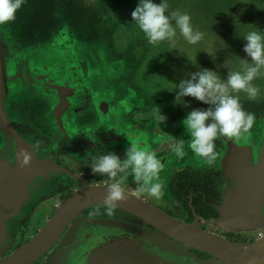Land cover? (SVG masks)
Returning <instances> with one entry per match:
<instances>
[{"label":"flooded vegetation","instance_id":"obj_1","mask_svg":"<svg viewBox=\"0 0 264 264\" xmlns=\"http://www.w3.org/2000/svg\"><path fill=\"white\" fill-rule=\"evenodd\" d=\"M39 2L66 22L64 40L73 52L78 51L80 61L68 66L62 82L48 80L49 89L37 91L12 84L5 102L0 98V259L38 237L74 195L107 190L111 181L91 172V158L115 153L124 159L131 144L156 152L164 164L160 175L165 195L156 200L138 193L129 176L124 185L129 198L220 240L253 244L262 239L264 225L248 230L222 226L220 209L227 174L217 161L208 167L191 159L193 154L187 149L190 136L183 124L193 109L209 105L193 97L176 103L175 97L178 83L190 78L192 72L208 69L226 82L230 72L243 70L244 60L251 62L243 51L244 36L253 30L264 32V0L169 2L166 15L176 10L186 13L193 29L204 33L202 41L191 45L178 29L175 46L168 41L150 44L127 15L124 0ZM91 60L98 65H90ZM253 84L259 89L254 99L243 92L238 95L243 108L259 123L264 120V76ZM160 113L166 117L161 124L155 119ZM178 139L186 142L188 155L183 159L170 151V144ZM37 141L39 148L33 150ZM23 151L32 156L30 166H20ZM101 205H90L78 213L49 252L34 264L48 263L77 218L114 222L112 217L122 211L117 208L111 217L89 215ZM122 221L127 228L139 224L157 231L131 214ZM88 239L87 245L90 237H84V241ZM191 251L203 261L214 259L199 248Z\"/></svg>","mask_w":264,"mask_h":264},{"label":"water","instance_id":"obj_2","mask_svg":"<svg viewBox=\"0 0 264 264\" xmlns=\"http://www.w3.org/2000/svg\"><path fill=\"white\" fill-rule=\"evenodd\" d=\"M3 96L1 89L0 98ZM219 142L224 146L219 164L228 178L220 209L222 226L240 230L263 226L264 120L254 122L239 141L221 138ZM106 194L107 190L97 189L74 195L38 237L12 255L2 256L0 264H34L49 252L78 213L90 205L102 204ZM118 208L122 211L112 217L114 222L77 218L47 264H264V237L253 244L220 240L129 197ZM127 214L141 219L143 224H152L157 231L139 224L130 228L121 225ZM87 235L89 245V239L84 241ZM192 248L209 252L214 259L203 261Z\"/></svg>","mask_w":264,"mask_h":264},{"label":"clouds","instance_id":"obj_3","mask_svg":"<svg viewBox=\"0 0 264 264\" xmlns=\"http://www.w3.org/2000/svg\"><path fill=\"white\" fill-rule=\"evenodd\" d=\"M25 3L26 0H0V25L13 22L16 13ZM168 9L166 0L159 4L153 0H139L137 7L132 11V21L144 33L150 44L157 45L168 41L175 46L177 29L191 45H196L204 39L203 32L193 29L188 14L176 10L166 15ZM244 39L246 44L243 51L251 58V62L244 60L242 71L230 72L226 82H222L214 71L198 70L192 72L190 78L181 80L177 86L176 103H184V97H193L209 105L207 109H193L183 120L190 136L187 149L208 167L214 166L217 160L215 151L217 140L224 138L239 141L245 138V134L250 132L255 122V115L243 108L238 94L243 92L254 99L259 93L253 81L264 76V32L249 31ZM155 119L161 124L166 117L160 113ZM185 143L184 139H178L170 144V151L176 158L183 159L188 155ZM38 148L37 141L33 145V150ZM21 156L23 159L20 166H30L31 154L23 151ZM163 169L164 164L157 158L156 152L143 150L136 144H131L127 148L124 159L115 153L93 156L90 161L91 172L107 176L111 183L107 187L102 205L93 209L89 215L113 216L120 203L128 199L124 185L129 176L136 182L138 193L161 200L165 195L164 181L160 175ZM261 211L264 212V209Z\"/></svg>","mask_w":264,"mask_h":264},{"label":"rangeland","instance_id":"obj_4","mask_svg":"<svg viewBox=\"0 0 264 264\" xmlns=\"http://www.w3.org/2000/svg\"><path fill=\"white\" fill-rule=\"evenodd\" d=\"M124 1L127 15H131L139 0ZM173 1L177 0H166L167 4ZM188 1L195 3L197 0ZM153 2L160 3L157 0ZM112 13L116 15L119 12ZM66 25L57 13L41 5L39 0H26L13 22L0 25V90H4V102L9 97L12 84L42 91L48 88V80L52 82L58 79V82H62L63 77L68 74V66L79 63L80 59L75 53L78 51L73 52L72 47H67V41L64 40ZM89 63L98 65L93 60ZM216 146V161L220 163L224 146L220 145L219 140L216 141ZM191 159L198 158L193 155Z\"/></svg>","mask_w":264,"mask_h":264}]
</instances>
